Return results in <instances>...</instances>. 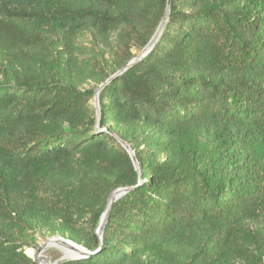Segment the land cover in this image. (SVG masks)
Wrapping results in <instances>:
<instances>
[{
    "label": "trees",
    "instance_id": "16d2710c",
    "mask_svg": "<svg viewBox=\"0 0 264 264\" xmlns=\"http://www.w3.org/2000/svg\"><path fill=\"white\" fill-rule=\"evenodd\" d=\"M167 1L0 0V264H38L40 230L90 252L58 264H264V0H170L99 120L85 87L148 44Z\"/></svg>",
    "mask_w": 264,
    "mask_h": 264
},
{
    "label": "water",
    "instance_id": "95a60500",
    "mask_svg": "<svg viewBox=\"0 0 264 264\" xmlns=\"http://www.w3.org/2000/svg\"><path fill=\"white\" fill-rule=\"evenodd\" d=\"M169 5H170V0L167 1V6H166V9H165L164 16L161 19V21H160V23H159L154 35L152 36V38L148 42V44L133 59H131V61H129V63L127 64V66L124 69H122V70L116 72L115 74H113L110 78H108L105 82H103L101 84V86L95 91V94H94V97H93V100H94L93 106L95 108L98 120H99L98 96H99L100 90L104 87V85L111 78L121 74L127 67H129L134 62L138 61L141 57H143L151 49V47L154 45L155 41L158 39L159 35L161 34V32H162V30H163V28L165 26V23L167 21V17H168V14H169ZM118 139H119L120 143L122 144V146L129 153V156H130V158L132 160V163H133L135 169L138 170L139 169V165H138V162L136 160L134 151L130 148V146L125 141H123L120 138H118ZM129 189H130V187H119V188L113 190L110 193L108 201H107V205L105 207V210H104L103 214L101 215V218H100V221H99V224H98V227H97V231H96V233L98 234L100 240H101V235H102V231H103L105 222H106V220H107V218L109 216V212H110L112 203L116 199H118L121 195L126 193ZM53 241H55V243L59 242V243H62L63 245H67V246L71 247L74 250L73 255H71L69 257H63V258L55 261L53 264H58L59 262H63V261L70 260V259L81 258V257H84V256L90 254V252L85 247H83L82 245L77 244V243L73 242L70 239H64V238H61V237H53V238H50L47 241L41 243V245L37 249L34 250L35 253H34L33 256L29 255L28 252H26V251H25V253H26V255L31 257L33 261L37 262L38 264H40V262H45L46 264H51L49 262V259L47 257H45L44 255H42L41 251H42V249L45 246L50 245V243L53 242Z\"/></svg>",
    "mask_w": 264,
    "mask_h": 264
},
{
    "label": "rangeland",
    "instance_id": "374dc122",
    "mask_svg": "<svg viewBox=\"0 0 264 264\" xmlns=\"http://www.w3.org/2000/svg\"><path fill=\"white\" fill-rule=\"evenodd\" d=\"M77 43H78L77 47H78L79 53L81 54V57H86L88 55V50L92 49V46L90 45L89 37L88 36L81 37V38H79ZM99 52H101V50ZM104 57H102V59H101L102 65L106 64V60H107V54L106 53H105ZM101 84L102 83H97L96 81L89 79L88 82L85 84V87H87V88L93 87L96 91L101 86ZM93 102H94V100L92 99L91 103L93 104ZM251 227L253 230H256V231L262 233V235H263L262 241L264 243V218H262L261 220H259L256 223L252 224ZM35 236H36L35 244L32 247L26 248L25 249L26 252L28 251V249H32V250L37 249L41 245V243H43V242H45L48 239L53 238V237H61L64 239H69L66 236H62L60 234L50 235L44 230L38 231ZM41 253H42V255H44L45 257H47L49 259V262L51 264H53L55 261L63 258V255H64L63 249L59 245H47L42 249Z\"/></svg>",
    "mask_w": 264,
    "mask_h": 264
},
{
    "label": "bare ground",
    "instance_id": "6f19581e",
    "mask_svg": "<svg viewBox=\"0 0 264 264\" xmlns=\"http://www.w3.org/2000/svg\"><path fill=\"white\" fill-rule=\"evenodd\" d=\"M50 245H59L63 249V252H64L63 257H69V256L73 255V253H74V250L71 247H69L67 245H63L62 243H59V242L55 243V241H53L50 243ZM27 252L29 255H32V256L35 253L34 250H32V249H28ZM40 264H46V263L40 262Z\"/></svg>",
    "mask_w": 264,
    "mask_h": 264
}]
</instances>
